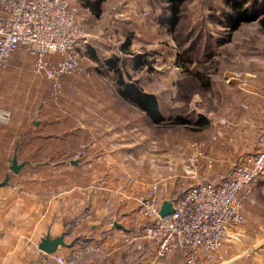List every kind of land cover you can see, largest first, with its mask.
I'll list each match as a JSON object with an SVG mask.
<instances>
[{
  "label": "crops",
  "instance_id": "0c3cea01",
  "mask_svg": "<svg viewBox=\"0 0 264 264\" xmlns=\"http://www.w3.org/2000/svg\"><path fill=\"white\" fill-rule=\"evenodd\" d=\"M223 2L219 13L232 20ZM244 7L253 17L240 24L264 18V0ZM88 59L81 74L62 78L63 95L56 101L50 84L33 73L27 53H14L0 72V111L8 116L0 122V264H57L38 244L60 235L73 245L55 254L67 259L82 251L76 264H184L181 250L155 257L142 236L148 222L136 214L150 178L170 165L164 150L157 164L153 160L154 130L165 126L139 109L130 90L155 95L122 79L116 87L106 85V72L119 73L120 58L92 52ZM225 87H236L238 95L224 124L213 122V157L234 158L254 152L264 135V70L232 75ZM162 97L155 101L164 118L170 106L169 97ZM179 144L184 149L186 141ZM13 158L22 166L17 173L9 170ZM175 182L180 187L181 180ZM175 182H168L171 194L179 191ZM242 212L244 222L230 230L221 264H264V174Z\"/></svg>",
  "mask_w": 264,
  "mask_h": 264
},
{
  "label": "rangeland",
  "instance_id": "374dc122",
  "mask_svg": "<svg viewBox=\"0 0 264 264\" xmlns=\"http://www.w3.org/2000/svg\"><path fill=\"white\" fill-rule=\"evenodd\" d=\"M67 3L84 32L76 50L81 72L68 76L79 75L89 67L88 56L92 52L110 54L111 58H120L117 65L120 71L106 72V85L116 87L118 79H122L137 84L140 90L155 95V99L168 96L170 107L163 110L167 114L164 118L182 116L191 121L188 126L155 128L154 164L161 160L164 150L169 154L170 165L164 168V175L156 172L150 181L155 178L161 181L168 175V182L173 183L195 159L200 168L194 181L217 182L229 176L236 157H213V122L224 124L227 107L238 95L236 87H225L228 79L242 72L264 70V29L254 22L234 29L225 26L229 25L227 17L219 13L225 8L223 0H183L178 23L171 31L166 0H67ZM89 5L97 7L98 15ZM106 62L103 64L109 69ZM137 69L140 73H135ZM61 95L62 79L61 91L54 101L60 100ZM200 120L203 124L195 125ZM261 137L264 135L258 139ZM183 140L184 149L179 144ZM222 144L224 147L225 143ZM210 161L212 167L206 169ZM176 184L173 190L186 188L192 181H187L184 187ZM230 243L229 239L228 246Z\"/></svg>",
  "mask_w": 264,
  "mask_h": 264
},
{
  "label": "built area",
  "instance_id": "2783aa9c",
  "mask_svg": "<svg viewBox=\"0 0 264 264\" xmlns=\"http://www.w3.org/2000/svg\"><path fill=\"white\" fill-rule=\"evenodd\" d=\"M0 10V72L14 53L23 51L33 59V73L50 84L56 98L61 79L81 72L76 50L84 32L67 0H0ZM7 120V114L0 111V122ZM83 155L80 149L78 157ZM190 162L177 179L182 187L187 181L192 184L177 198H171L169 177L148 184L136 212L148 222L142 236L154 246L156 258L181 250L184 264H221L229 250L230 230L244 222L243 203L264 174V137L258 139L254 152L237 156L230 175L217 182L194 181L200 167L197 159ZM211 167L210 161L206 169ZM165 200L172 201L173 211L159 217ZM81 253L75 251L67 259L55 253L47 256L57 264H76Z\"/></svg>",
  "mask_w": 264,
  "mask_h": 264
},
{
  "label": "trees",
  "instance_id": "16d2710c",
  "mask_svg": "<svg viewBox=\"0 0 264 264\" xmlns=\"http://www.w3.org/2000/svg\"><path fill=\"white\" fill-rule=\"evenodd\" d=\"M166 1L168 5V10L170 13L169 23H170V31H171L172 29H174V27L178 23L179 15H180V8L182 6L183 0H166ZM248 1L249 0H226L227 5L232 13L231 18L233 17L232 20H230L227 17V21H229L228 24L230 25L231 28L234 29L240 23L249 22L252 20L253 14H249L247 9H245L244 7L248 3ZM87 7L95 11L96 15L98 14V9L97 7H95V5H89ZM258 25L260 26V28L264 29V18L259 20ZM108 63L111 65L112 68L116 65L114 60L109 61ZM130 92H131L130 94L133 95V99L136 101L139 109L145 112L147 116L151 118L155 124L167 125V126L191 125V121L183 118L182 116H175V117L166 118V119L162 118L158 113V110L156 107V101L153 97L144 95L140 92L136 93L135 91L133 92L132 90H130ZM203 122H204L203 120H200L197 124L195 122V125H202ZM184 189L185 188H181L179 189V191L173 192L171 194V198H174V199L177 198Z\"/></svg>",
  "mask_w": 264,
  "mask_h": 264
},
{
  "label": "water",
  "instance_id": "95a60500",
  "mask_svg": "<svg viewBox=\"0 0 264 264\" xmlns=\"http://www.w3.org/2000/svg\"><path fill=\"white\" fill-rule=\"evenodd\" d=\"M22 166L17 164L16 158H13L11 166L9 170L13 173H17L19 169ZM173 211L172 207V201L170 200H165L162 202V205L159 209L158 216L159 217H165L169 214H171ZM73 244L67 245L64 242V236L60 235L55 238H50L49 236L43 237L39 244H38V249L45 255H50L56 252V250L60 247H71Z\"/></svg>",
  "mask_w": 264,
  "mask_h": 264
}]
</instances>
